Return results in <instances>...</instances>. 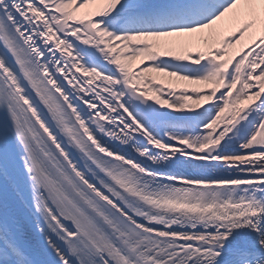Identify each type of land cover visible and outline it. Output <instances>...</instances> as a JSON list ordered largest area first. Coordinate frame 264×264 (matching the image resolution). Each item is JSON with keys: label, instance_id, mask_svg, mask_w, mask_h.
<instances>
[{"label": "snow or ice", "instance_id": "6c2138e0", "mask_svg": "<svg viewBox=\"0 0 264 264\" xmlns=\"http://www.w3.org/2000/svg\"><path fill=\"white\" fill-rule=\"evenodd\" d=\"M0 264H264V0H0Z\"/></svg>", "mask_w": 264, "mask_h": 264}]
</instances>
